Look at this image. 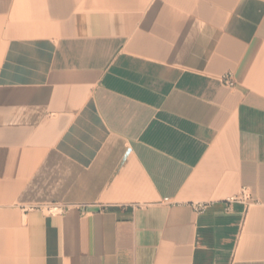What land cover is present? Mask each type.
<instances>
[{"label":"crops","instance_id":"obj_1","mask_svg":"<svg viewBox=\"0 0 264 264\" xmlns=\"http://www.w3.org/2000/svg\"><path fill=\"white\" fill-rule=\"evenodd\" d=\"M0 264H264V0H0Z\"/></svg>","mask_w":264,"mask_h":264},{"label":"built area","instance_id":"obj_2","mask_svg":"<svg viewBox=\"0 0 264 264\" xmlns=\"http://www.w3.org/2000/svg\"><path fill=\"white\" fill-rule=\"evenodd\" d=\"M223 83L229 89H232L235 86V82H234L233 78L230 75H227V76L224 77ZM248 199H249L248 194L244 190H242V192L239 195L230 197V198H228L225 201V203H224L225 211L229 212L231 210L232 205L234 203H237V202L244 203ZM162 203L167 204V205L171 204L168 198H164L162 200ZM206 207H207V205L204 204V203H192L191 204V208L193 209V211L196 214L203 213L205 211ZM46 210H47V212L49 214H52V215H57V214H61L62 213V207H60L58 205L50 206V207L46 208Z\"/></svg>","mask_w":264,"mask_h":264}]
</instances>
